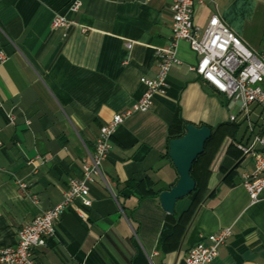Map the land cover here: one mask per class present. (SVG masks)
<instances>
[{
  "label": "crops",
  "instance_id": "obj_1",
  "mask_svg": "<svg viewBox=\"0 0 264 264\" xmlns=\"http://www.w3.org/2000/svg\"><path fill=\"white\" fill-rule=\"evenodd\" d=\"M71 1L0 0L2 245H14L20 227L62 201L101 126L138 101L146 91L140 78L157 72L155 49L171 43L173 0H81L70 15ZM56 14L72 23L52 28ZM213 14L264 57V0L194 7L200 27ZM176 56L165 93L116 127L101 176L88 185L91 206L63 209L55 235L35 251L39 263L184 264L192 246L230 227L213 264H264V197L252 203L240 180L252 167L237 146L248 141L246 123L230 121L236 104L190 70L197 56L186 41ZM251 108L255 121L260 109ZM187 123L208 125L212 135L193 166L196 190L169 214L159 201L178 178L168 142ZM129 180L139 186L124 187Z\"/></svg>",
  "mask_w": 264,
  "mask_h": 264
},
{
  "label": "built area",
  "instance_id": "obj_2",
  "mask_svg": "<svg viewBox=\"0 0 264 264\" xmlns=\"http://www.w3.org/2000/svg\"><path fill=\"white\" fill-rule=\"evenodd\" d=\"M204 1H172L171 43L168 48L155 49L159 58L156 74L154 77L140 78L146 91L129 109L113 115L110 121L101 126L93 151L88 152L82 160V176L70 180L62 201L20 227L14 245L0 244V264H41L35 251L45 247L48 239L55 235V223L63 209L74 205L76 201L84 207L91 206L88 185L101 176V165L107 156L116 127L132 112L148 110L154 93H165L168 72L179 62L176 47L180 40L186 41L197 56L190 70L236 104L238 111L230 114L229 120L235 122L240 116L246 123L248 141L237 146L244 155L252 158L251 170L240 174L241 184L252 203L264 197V57L249 48L218 14H213L205 27L198 26L194 21V7L202 5ZM81 4V0H72L67 13L76 14ZM70 23V17L56 14L51 27L66 28ZM126 46L130 48L131 44ZM5 59V55L0 52V62ZM252 105L260 109L255 121L251 117ZM18 186L27 192V183L19 181ZM231 234L232 229L225 227L206 236L190 248L184 264H213L219 247Z\"/></svg>",
  "mask_w": 264,
  "mask_h": 264
},
{
  "label": "water",
  "instance_id": "obj_3",
  "mask_svg": "<svg viewBox=\"0 0 264 264\" xmlns=\"http://www.w3.org/2000/svg\"><path fill=\"white\" fill-rule=\"evenodd\" d=\"M211 135L212 129L208 125L187 123L180 136L169 140L167 155L178 178L169 189L159 193L161 207L166 213L172 214L177 200L187 197L194 190L195 181L190 174L192 164L203 153Z\"/></svg>",
  "mask_w": 264,
  "mask_h": 264
},
{
  "label": "trees",
  "instance_id": "obj_4",
  "mask_svg": "<svg viewBox=\"0 0 264 264\" xmlns=\"http://www.w3.org/2000/svg\"><path fill=\"white\" fill-rule=\"evenodd\" d=\"M178 136H180V135H178ZM178 136H175V137H178ZM172 138H174V137H172ZM211 138V137H210ZM209 138V139H210ZM208 139V140H209ZM207 140V141H208ZM206 144V143H205ZM205 147V146H204ZM203 152H204V150H203ZM203 154V153H202ZM202 154H200L197 158H196V160L202 155ZM166 156L168 157V155H167V153H166ZM196 160L193 162V164H192V168H191V171H190V174H191V176H192V178L194 179V177H193V166H194V163L196 162ZM194 181H195V179H194ZM139 186V183L138 182H136V181H127V182H125V184H124V187H130V188H134V187H138ZM196 188H197V186H196V181H195V188H194V190L192 191V192H194L195 190H196ZM192 192L190 193V194H192ZM158 195V192L156 193V196Z\"/></svg>",
  "mask_w": 264,
  "mask_h": 264
},
{
  "label": "rangeland",
  "instance_id": "obj_5",
  "mask_svg": "<svg viewBox=\"0 0 264 264\" xmlns=\"http://www.w3.org/2000/svg\"><path fill=\"white\" fill-rule=\"evenodd\" d=\"M192 193H193V192H192ZM189 195H191V194H189ZM189 195H188V196H189Z\"/></svg>",
  "mask_w": 264,
  "mask_h": 264
}]
</instances>
